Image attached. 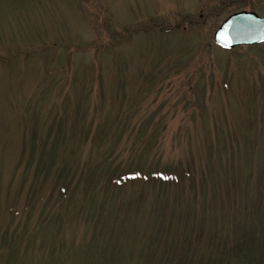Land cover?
<instances>
[{
	"label": "rangeland",
	"instance_id": "rangeland-1",
	"mask_svg": "<svg viewBox=\"0 0 264 264\" xmlns=\"http://www.w3.org/2000/svg\"><path fill=\"white\" fill-rule=\"evenodd\" d=\"M242 10L0 0V264H264V43L214 42Z\"/></svg>",
	"mask_w": 264,
	"mask_h": 264
},
{
	"label": "water",
	"instance_id": "water-1",
	"mask_svg": "<svg viewBox=\"0 0 264 264\" xmlns=\"http://www.w3.org/2000/svg\"><path fill=\"white\" fill-rule=\"evenodd\" d=\"M214 42L228 50L264 43V16L247 10L229 15L216 29Z\"/></svg>",
	"mask_w": 264,
	"mask_h": 264
},
{
	"label": "trees",
	"instance_id": "trees-1",
	"mask_svg": "<svg viewBox=\"0 0 264 264\" xmlns=\"http://www.w3.org/2000/svg\"><path fill=\"white\" fill-rule=\"evenodd\" d=\"M138 169V168H137ZM134 169L130 172H126V173H123V174H117V180H119L120 182L122 183H125V182H130V181H134L137 177L138 178H144L143 176L141 177V175L143 174L141 172V169ZM107 178H108V181L109 183H113L112 181L114 180V178L112 177L114 174L110 175L107 174ZM172 178L171 175H163L162 178H158L159 180H163V181H168ZM107 181V182H108ZM239 252V251H238ZM240 257H244L243 255L240 256Z\"/></svg>",
	"mask_w": 264,
	"mask_h": 264
}]
</instances>
